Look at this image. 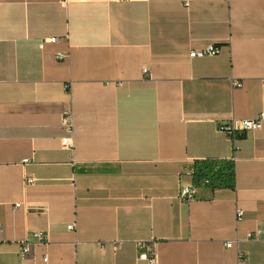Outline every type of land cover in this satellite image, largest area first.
I'll list each match as a JSON object with an SVG mask.
<instances>
[{
    "label": "crops",
    "instance_id": "obj_1",
    "mask_svg": "<svg viewBox=\"0 0 264 264\" xmlns=\"http://www.w3.org/2000/svg\"><path fill=\"white\" fill-rule=\"evenodd\" d=\"M262 111L264 0H0V264H264Z\"/></svg>",
    "mask_w": 264,
    "mask_h": 264
},
{
    "label": "built area",
    "instance_id": "obj_2",
    "mask_svg": "<svg viewBox=\"0 0 264 264\" xmlns=\"http://www.w3.org/2000/svg\"><path fill=\"white\" fill-rule=\"evenodd\" d=\"M188 4V3H187ZM67 39H69V36H66ZM61 40V38H58L56 36L45 38L39 42V47L41 49H45L48 44H56ZM70 46V45H69ZM220 52V48L216 46L215 44H208L203 48L199 49H193L190 51V57H201L205 55H216ZM70 56V51H57L56 57L59 59H66ZM147 71V70H145ZM242 82L240 80H233L232 86L238 87L241 86ZM61 123L64 126V128L67 130V132L70 134L67 138H64L62 140V145L64 148L71 149L73 148V142H72V134H73V128H74V118L72 110H66L63 112L61 117ZM264 126V111L260 112L255 118L250 119H237L233 118L227 122H223L220 124V130L226 132L229 136V138L234 143L241 138L246 132L252 131V130H259ZM235 160V155H233L229 161ZM30 159L26 158L23 160V162H29ZM37 181L36 178L33 176H30L26 174L24 176V182L25 184L33 185ZM199 181H203L201 178H199ZM195 187L194 186H186L183 187L181 190V197L186 201H191L195 198ZM20 204H16V206H19ZM243 211L237 210L236 214V221L237 223L242 219ZM76 223L70 224L68 227L70 229L75 228ZM1 230V226H0ZM36 236L39 238L43 237L42 232H36ZM245 238L249 240H260L264 238V223L262 226H258L254 228L253 230H249L245 234ZM240 241L239 237H237L235 240H230L226 243L227 247H231L236 243ZM20 254L23 256H27L30 253L29 244L25 241L20 242ZM141 246L144 248V251L140 254V259L146 260L149 264H158V254L157 250L154 248V246L146 243H141ZM46 259V258H45ZM244 256L240 253V261H244Z\"/></svg>",
    "mask_w": 264,
    "mask_h": 264
},
{
    "label": "trees",
    "instance_id": "obj_3",
    "mask_svg": "<svg viewBox=\"0 0 264 264\" xmlns=\"http://www.w3.org/2000/svg\"><path fill=\"white\" fill-rule=\"evenodd\" d=\"M230 172L228 174H225L224 180L228 181L229 184H233L234 183V171H233V167L230 166ZM199 179L196 181V185L199 184Z\"/></svg>",
    "mask_w": 264,
    "mask_h": 264
}]
</instances>
